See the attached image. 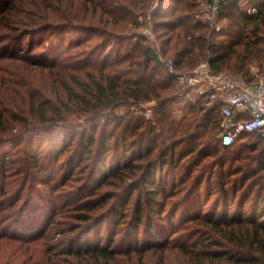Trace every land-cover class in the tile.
I'll return each instance as SVG.
<instances>
[{
  "label": "trees",
  "instance_id": "16d2710c",
  "mask_svg": "<svg viewBox=\"0 0 264 264\" xmlns=\"http://www.w3.org/2000/svg\"><path fill=\"white\" fill-rule=\"evenodd\" d=\"M113 1L48 0L43 5L1 0L0 31L5 29L0 32L4 44L0 48L18 37L53 32L43 59L0 54V60L8 59L0 62V82L8 83L5 91L13 100L19 97L14 107L28 104L24 116L16 113L20 109L3 106L0 97V139L14 138L19 126L13 122L20 125L19 136L31 139L25 148L31 160L28 174L20 176L19 196L10 206L21 200L34 176L49 182L48 156L31 150L36 139L32 136L39 132L45 134L39 136L43 143L52 147L49 154L55 155L53 172L61 173L54 183L78 198L73 212L65 214L72 222L64 221L66 230H59L65 240L57 248L66 261L56 256L58 263L152 264L147 262L152 257L153 264H164L170 255L179 254L188 264H264V136L248 132L223 144L219 107L208 105L201 96L185 99L187 89L177 86L175 74L149 47L142 49V58L121 68L117 52L121 44L118 49L110 47L114 65L109 55L91 58L110 46L109 39L102 38L83 59L70 62L71 48L65 51L68 42L77 40L65 37L77 25L81 32L107 33L121 42V27L116 28L113 18L121 15V6L115 7ZM241 1L224 3L220 17L226 25L211 31V38L207 24L188 10L195 0H162L150 12L152 19L165 16L154 21V30L160 36L156 27H163L161 35H167L163 41L171 53L166 57L175 69L193 68L206 60L215 71L252 82L251 64L256 61L264 75V0H248L246 5ZM150 3L130 0L126 8L133 13L138 6L137 13L145 14ZM168 3L175 5L170 14L161 11ZM25 4L37 13L17 14ZM75 4L84 7L82 13H73ZM247 6L257 10L249 13ZM13 23L28 27L11 34ZM85 41L80 38L73 47ZM49 54L52 58H46ZM18 60L36 68L34 72L41 74L38 82L21 77ZM49 72L50 80L45 77ZM180 98L186 100L192 117L172 116V106ZM151 100L157 102L154 120L130 112L117 114L121 106ZM92 233L95 241L83 243ZM53 256L49 259L56 264Z\"/></svg>",
  "mask_w": 264,
  "mask_h": 264
},
{
  "label": "rangeland",
  "instance_id": "374dc122",
  "mask_svg": "<svg viewBox=\"0 0 264 264\" xmlns=\"http://www.w3.org/2000/svg\"><path fill=\"white\" fill-rule=\"evenodd\" d=\"M7 1L10 0H4V3ZM28 1L38 2L44 5L48 0ZM129 1L130 0H121V4L117 0L113 1V5L115 7L119 8L121 6V15H113V18H115L118 22L116 28L119 29L121 27L119 30L121 32V42H119V38L116 39L107 33L101 35L99 32H81L82 28L79 25L71 28V31L66 34L65 38L67 40H72L74 37L73 40L77 41H74L73 43L68 42L65 52L68 51V48H71L69 50V52L72 51V57H69L70 62L73 63L79 59H83L84 53H87V51L90 52L89 49L100 42L102 38L109 39L110 46L105 48L103 54L95 53L92 55L91 58L93 60H98L103 56L109 55L108 60L111 65H114L117 61L115 55L110 53V47L118 49L120 44L121 49L117 52L118 54H121V68L128 67L131 59L139 60L140 57L142 58V49L144 47L151 48L159 58L162 57L168 59L166 55L171 54L168 49L169 43H164L165 41H163L167 35H161L164 34L163 29H161L163 27L161 26L156 27L160 36H158L154 30V21L163 20L165 16L160 15L152 19L150 14V12L161 4L162 0H149L151 5L145 14L137 13L138 10H141L138 6L131 10H134L133 13L128 12L126 3ZM207 1L208 0H195L193 7L188 9L190 11L193 10L194 18L200 20L201 22H203V12ZM1 3L2 2L0 0V6ZM171 4L173 3L165 4L161 8V11L166 14H170L171 10L175 6ZM176 5H178V3ZM183 6L186 8L185 1ZM82 8L84 7L75 4L73 13L77 15L82 13ZM36 13V9L33 8L31 4H25V6H22L17 11V14H26L30 16ZM103 18L105 21L107 17L104 16ZM217 20L221 30L226 25V22L220 17V14L218 15ZM96 22L99 24L98 19ZM13 26V29L10 30L11 34H18L19 30H23L28 27L27 25H20V23H13ZM207 27L210 29L209 24H207ZM4 29L5 28L2 27L0 32H3ZM52 36L53 32L47 31L44 33L33 34L30 37H18L17 40L12 42V44H7L4 47H1L0 54H6V57L21 55V59H27L30 57L31 61L35 58L43 59L42 52L47 49V45L50 44ZM141 36L144 37V40H142ZM53 38V41L57 43V36ZM80 38L86 40L85 42H87V44L73 47ZM140 43L142 47L137 48V45ZM1 45L4 44H0V46ZM46 58H52V56L49 54ZM7 60V58H1L0 62L3 64V62H6ZM16 63L21 64L16 71L21 74L22 78L30 79L35 83L38 82L41 74L39 75L37 72H34L36 68L24 60H18ZM253 65H255L259 70L258 63L256 61L251 64V67ZM72 72L73 71H69V73ZM50 76L51 72H49L45 77L50 80ZM4 82L5 83L0 82V93L3 94H0L2 105L8 107L9 109H13L14 111L20 109L16 112L17 114H23L24 116L27 115L28 113H25L28 110L27 102H23L19 108H17V106L14 107L13 102L14 100H19V97H15L13 100L10 95L7 94V91H5V86L8 85V83L7 81ZM187 93L184 95L185 99H189L191 97ZM185 102L186 100L183 98L174 102L171 114L175 119L179 120L192 117V112H190V110L184 105ZM156 106L157 102L155 100L144 102L138 106H121V108L117 110V114L130 112L132 114L142 115L145 118L154 120L156 117ZM13 124L19 126L15 129L16 135L14 138L6 139L7 137H5L3 139L6 140L0 139V203H3L0 204V233H3L0 237V264H53V261H50L49 259L50 255H54L53 257L57 262L56 264H62L63 262L58 263V259H55L57 256L60 257L59 259L66 261L64 259L65 255L60 254L61 250L58 251L57 248V245L59 246V241L65 240L63 235L59 233V230L61 228L66 230L63 224L64 221L72 222L71 219L66 218V215L73 212V206L77 202L78 198L75 195L68 196L66 192H61L62 188L54 183L55 180L61 176L60 172H53L55 171V155L52 153L49 154L52 148L50 143L47 141L43 143V139L39 137H43L45 134L35 132V135L32 137L36 139L32 141L31 150L32 152H39L42 154L45 153L48 156L45 159V162L47 165L49 164L46 173V175L49 176V182L46 184L41 183L33 175V185L28 181L26 189L24 192L22 191L20 195L22 196L21 200L16 202L15 207L10 206V204L19 196L18 186L20 183V176H26V174H28L25 170L31 162L30 154L25 152V148L29 146L31 139H26V135L19 136L18 134H20L21 131L20 125L17 122H13ZM31 132L32 130L30 133ZM68 138L69 137H67V139ZM246 140L247 137L243 138L242 141ZM3 158L6 159L3 160ZM229 164L230 163L228 162L227 166ZM30 185L32 187H30ZM109 188L118 189L117 186H109ZM104 227L101 233L105 232ZM95 236V234L90 236L87 235V237L83 239V243H88L92 239L95 241ZM154 260L155 258L153 259L152 257H147L148 263L152 262L153 264ZM165 263L188 264L183 259L180 260L179 254L170 255L169 258H166Z\"/></svg>",
  "mask_w": 264,
  "mask_h": 264
},
{
  "label": "built area",
  "instance_id": "2783aa9c",
  "mask_svg": "<svg viewBox=\"0 0 264 264\" xmlns=\"http://www.w3.org/2000/svg\"><path fill=\"white\" fill-rule=\"evenodd\" d=\"M229 0H208L205 4L202 21L209 24L211 31L220 30L217 20L224 3ZM248 0L241 1L246 5ZM249 13L257 9L247 6ZM217 20V21H216ZM169 70L175 74L179 87L187 89L191 97L201 96L211 106H218L221 113L220 138L223 144L230 145L243 133H257L264 136V75L253 65L252 82L226 71H215L204 60L193 68L175 69L172 59L160 57ZM189 96V97H190Z\"/></svg>",
  "mask_w": 264,
  "mask_h": 264
}]
</instances>
